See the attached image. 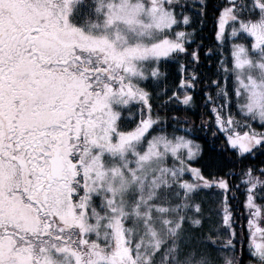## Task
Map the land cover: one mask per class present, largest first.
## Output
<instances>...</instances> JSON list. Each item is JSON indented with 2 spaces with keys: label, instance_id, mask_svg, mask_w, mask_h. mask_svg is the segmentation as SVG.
I'll return each mask as SVG.
<instances>
[{
  "label": "snow or ice",
  "instance_id": "snow-or-ice-1",
  "mask_svg": "<svg viewBox=\"0 0 264 264\" xmlns=\"http://www.w3.org/2000/svg\"><path fill=\"white\" fill-rule=\"evenodd\" d=\"M0 264H264V0H0Z\"/></svg>",
  "mask_w": 264,
  "mask_h": 264
},
{
  "label": "trees",
  "instance_id": "trees-1",
  "mask_svg": "<svg viewBox=\"0 0 264 264\" xmlns=\"http://www.w3.org/2000/svg\"><path fill=\"white\" fill-rule=\"evenodd\" d=\"M193 0H188V3L191 4ZM206 2L210 5H215L216 0H206ZM193 28L196 29V32L194 34V39L196 40L197 44H202L204 47L200 48L201 53V63L198 71L203 75L207 76L210 69L208 67V63L211 59H214V57H207V51L208 49H214L216 47L214 40V27L215 22L213 19V13L212 10L209 9L207 15L203 17L197 18L196 22L192 25ZM192 47H196L195 44L192 45ZM195 69V64H193L191 67L188 68V71H193ZM168 71L171 73V79L169 80V84L171 85L173 81H175V86L173 87V91H177L180 88L179 80L180 78H186L184 77L183 72V65L177 66L175 64L170 65L168 68ZM155 87V86H153ZM202 87V84L197 81L195 83V87L189 86V91L193 94V102L189 106H184L182 103L177 104L175 106H169V109L161 110L159 111V115L163 118L165 116H176L181 121H183L185 118L195 123L197 126L200 125L201 120H207L209 117H211L213 120L215 118V114L212 112L206 111V109L203 107L205 96L201 93L200 89ZM152 90L151 88L149 89ZM156 91L159 92L160 88H156ZM171 95V93H169ZM163 99H167L166 97ZM154 107L153 111H157V106L162 104V100L157 99L156 96H152L150 101ZM203 137L204 139H200ZM196 139H200V142L203 146L204 152L207 155L217 154L220 143L223 142V140L220 141V143L214 142L211 138V136L207 133H205L202 129L199 132L195 133ZM237 187H240L239 184H237ZM243 189L239 192L235 193V200L232 201L233 204H235L234 209V216L233 219L237 221V224H243L245 229L247 228L246 225V216H247V210L245 209V206L242 202L243 197ZM229 195H232V193H229Z\"/></svg>",
  "mask_w": 264,
  "mask_h": 264
},
{
  "label": "rangeland",
  "instance_id": "rangeland-1",
  "mask_svg": "<svg viewBox=\"0 0 264 264\" xmlns=\"http://www.w3.org/2000/svg\"><path fill=\"white\" fill-rule=\"evenodd\" d=\"M189 30L191 31V28H189ZM189 72H191V71H189ZM189 86L192 87V85H189ZM179 89H182V86H180ZM188 90H189V88H188ZM244 206H245V205H244ZM245 209L247 210L246 206H245Z\"/></svg>",
  "mask_w": 264,
  "mask_h": 264
}]
</instances>
